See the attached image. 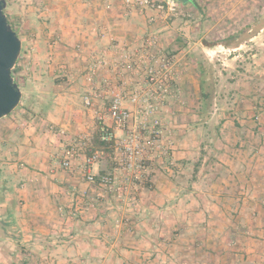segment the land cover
I'll return each mask as SVG.
<instances>
[{
    "label": "rangeland",
    "instance_id": "rangeland-1",
    "mask_svg": "<svg viewBox=\"0 0 264 264\" xmlns=\"http://www.w3.org/2000/svg\"><path fill=\"white\" fill-rule=\"evenodd\" d=\"M5 1L4 13L22 42L12 76L22 91L19 106L29 112L43 104L42 112L45 113L58 99L60 103L69 101L80 108H93L92 104L85 105L78 90L85 84L76 79L73 82L71 74L77 73L84 79L95 59L63 62L54 60L52 54L55 49L60 53L61 45L68 47L73 41L79 43L86 31L91 32L96 27L108 28L118 22H130L137 30L130 32L135 45L128 51L142 52L145 42L156 37V47L149 51L155 50L157 59L168 60V93L153 116L158 124H147L140 131L142 143L147 139L154 141L153 146L144 149L139 161L143 165L141 177L123 169L120 161L114 159L119 156L113 153L110 144L109 150H101L95 144L100 124L97 116L91 118L94 125L74 134L65 127H50L49 131L66 138L54 158L57 170L54 173L66 176L79 171L76 172L79 180L91 183L86 178V170L91 166L85 165L84 157L101 151L98 162L112 166V172L106 174L115 176V184L110 188L99 187L105 194H114L116 212L124 202L128 208H133L125 213H148L156 223L154 229L159 224L162 228L165 226L167 244L173 242L175 232L182 230L186 236L181 243L186 252L195 247H209L215 249L212 257L218 256L219 259H215L220 262L224 258V264H264V0H199L201 9L185 5L181 0H165L168 7L164 11L141 9L134 1L126 0ZM241 30L246 36L238 47L216 44ZM198 60L211 66L208 81L216 79L212 84V104L205 113L208 118L203 120L196 71ZM114 63L118 69L115 75L122 73L126 81L123 84L122 78L114 84L127 92L134 86L140 89L147 86L144 70L155 62L136 59L132 61L134 70L129 71L124 69L122 62ZM159 64L156 62L155 66ZM110 66L111 62L106 61L99 72ZM126 75L136 80H128ZM66 82L68 89L58 95L55 89L65 88ZM109 86L105 84L107 90ZM69 88L73 89L72 93H68ZM132 111L140 114L139 107H132ZM105 112L108 114V106ZM108 124L117 137H124L130 129L117 134L110 119ZM71 147L77 149L78 155L69 168H64L61 165L64 151ZM8 148L0 141V156L6 157ZM202 155L201 166L193 179L195 163ZM9 161L6 159L3 165ZM55 174L37 176L39 182L48 184ZM10 177L6 169L1 168L0 185L5 181L3 183L11 187V191L25 188V175H20V180L16 177L17 181ZM66 195L74 204L67 213L66 227L71 229V223L80 215L81 193L70 191ZM137 200L153 206L145 210L135 208L133 203ZM104 211L101 209V213ZM116 212L111 214L116 215ZM165 219L172 222L168 221L166 226L162 223ZM149 224L147 222L146 226ZM27 253L20 250L9 255L10 259L8 255H5L6 260L0 257V264H9V261L32 264L31 254ZM72 253L66 255V259L78 261L77 251ZM24 256L28 257L25 258L27 263H21ZM103 257L106 264H111L110 256ZM166 258L157 255L149 264H164ZM71 260L67 261L73 263ZM189 261L186 264H191ZM175 262L173 257L165 264Z\"/></svg>",
    "mask_w": 264,
    "mask_h": 264
},
{
    "label": "crops",
    "instance_id": "crops-1",
    "mask_svg": "<svg viewBox=\"0 0 264 264\" xmlns=\"http://www.w3.org/2000/svg\"><path fill=\"white\" fill-rule=\"evenodd\" d=\"M135 30H137L136 26L130 22H118L109 25L108 28L96 27L91 32L86 31L79 43L73 41L74 43H69L68 47L61 45L60 53L56 49L53 51V59L63 62L73 60L90 62L101 57L111 62L110 68L102 70L95 78L92 84L95 89H91L86 84L84 76L71 74L73 82L76 79L77 82L81 81L82 85L85 84L78 90L82 94V99L84 95L91 97L93 108L83 107L87 109L85 111L80 105L77 106L69 101L61 104L58 99L45 113L42 112L43 104H39L38 108L30 109V112L29 109L18 105L19 107L13 112L0 119V141L9 147L6 157L0 156L2 158L0 170L5 168L7 174L15 181H17L16 177L20 180V175H25L27 178V182L24 181L25 188L22 190L11 191V187H6V183H3L5 181L0 185V257H4L5 260L7 259L5 255L10 259L9 255L13 256L21 250L31 254L32 264H74V262L106 264L103 256H110L111 264H149L157 255L161 259L162 255L166 256L165 263L173 257L176 264H186L188 259L191 264L225 263L224 258L221 262L215 259H219L218 256L213 258L212 255L216 254L215 249L209 247H195L190 252H186L185 246L181 243L186 236L182 230L175 232L173 242L167 244L168 232L164 230L165 226L162 228L159 224L154 229L156 223L146 212L132 215L125 213L133 208H128L124 202L116 212L114 205L117 202L114 200V194H105L98 185L81 182L79 174L76 173L79 171L66 176L55 174L57 170L54 158L58 156L59 148L61 144H65L66 138L61 137L57 132L49 131L50 127H65L71 134L78 133L85 131V127L94 125L91 119L94 118L93 116L98 118L102 116L104 123L109 125V118L105 112L109 94L105 82L114 84L121 80L120 75H115L118 69L114 61L120 60L122 50H128L135 45L130 39V32ZM74 46L80 49H74ZM126 76L128 80L131 78L136 80L135 77ZM69 79L71 80L70 77ZM64 89H68L67 82L65 88L59 87L55 91L59 93L58 95H62ZM72 92L73 89L69 88L68 93ZM126 105L132 109L128 102ZM116 133L118 134L119 131ZM6 159L10 161L4 166ZM87 171L103 175L112 172V166L100 161L91 165ZM44 173H52L51 176L54 174L56 176L52 177L53 180L48 184L39 182L40 178L37 175ZM65 191L81 193L80 215L71 223V229L66 227L69 221L67 213L71 212L69 208L74 204L70 203L71 200ZM148 203L137 200L133 206L145 210V207L153 206L152 203L150 205ZM60 208L63 209L62 212L58 211ZM101 209L106 211L101 213ZM110 210L115 211L116 215H112ZM168 221L172 222L165 219L162 223L167 226ZM147 222L152 226L149 224L150 226L147 227ZM125 226H128L127 229ZM76 251L79 254L78 261L66 259V255ZM186 257L188 259H185ZM25 258L28 259L24 256L21 263H27ZM9 264L16 263L9 261Z\"/></svg>",
    "mask_w": 264,
    "mask_h": 264
},
{
    "label": "built area",
    "instance_id": "built-area-1",
    "mask_svg": "<svg viewBox=\"0 0 264 264\" xmlns=\"http://www.w3.org/2000/svg\"><path fill=\"white\" fill-rule=\"evenodd\" d=\"M134 1L135 4L141 8L155 9L164 11L168 6L165 4V0H126ZM156 37L149 38L145 42L144 50L137 52L135 50L128 51L122 50L120 53V62L123 63V67L126 71L133 69L134 60L148 62H158V66L155 63H151L146 66L144 70L145 86L144 89L133 87L131 90L125 92L120 89L116 84H110L108 81L105 82L109 85L107 90L109 94V105L107 116L111 120L114 129L117 131H124L129 129L127 135L124 137H117L115 132L110 129L111 127L104 123L103 117L99 116L100 124L98 126V133L100 140L107 142L112 146L113 153L119 157L114 156L116 161H120L123 165V169L130 171L135 177H141L143 172V165L139 163L141 157L145 152V148H149L154 145V141L147 139L143 143L141 140L140 131L144 129L147 124L153 126L158 124V120L155 119L157 110L163 105L164 98L168 93V80L170 77L168 60L165 58L157 59L155 57V50L149 51L150 48L156 47ZM148 49V50H147ZM149 51V52H148ZM106 60L104 58L95 59L88 67L85 75V82L87 84H93L95 78L100 73L99 70L104 66ZM134 70V69H133ZM121 79L124 77L120 73ZM123 84H126L123 78ZM83 101L85 105L89 106L92 104V99L89 95H84ZM128 102L132 107H139L140 114L136 111H132L127 105ZM152 117V120L150 118ZM150 120V121H149ZM101 151H93L91 154L84 157L85 165L91 166L98 162L101 157ZM78 155L75 147L68 148L64 151V160L61 165L64 168H69ZM86 178L91 183H96L98 186L103 188H110L115 184V176L110 174H98L92 173L86 170Z\"/></svg>",
    "mask_w": 264,
    "mask_h": 264
},
{
    "label": "water",
    "instance_id": "water-1",
    "mask_svg": "<svg viewBox=\"0 0 264 264\" xmlns=\"http://www.w3.org/2000/svg\"><path fill=\"white\" fill-rule=\"evenodd\" d=\"M5 0H0V119L19 105L22 91L12 76V69L21 52L22 42L4 13Z\"/></svg>",
    "mask_w": 264,
    "mask_h": 264
},
{
    "label": "trees",
    "instance_id": "trees-1",
    "mask_svg": "<svg viewBox=\"0 0 264 264\" xmlns=\"http://www.w3.org/2000/svg\"><path fill=\"white\" fill-rule=\"evenodd\" d=\"M185 5L190 4L196 9H201L199 5V0H181ZM4 11V10H3ZM7 17V16H6ZM8 20V18H7ZM9 22V20H8ZM10 23V22H9ZM11 25V23H10ZM12 27V25H11ZM14 30V29H13ZM245 33L244 30L238 31L232 35L227 36L225 39H222L220 41H217L216 44H220L224 47H231L235 48L238 47L245 39ZM206 43H204L205 45ZM196 68L198 72V80H199V95L202 103V107L200 110L201 113V119L208 118V115L205 114L207 112V109L210 107L212 104V96H213V88L212 84L216 82V79L208 81V77L211 78V66L208 65L207 62H202L201 60H198L196 62ZM214 71H212L213 73ZM213 81V82H212ZM95 144L101 148V150H109V143L104 142L100 140L99 135H96L94 138ZM203 160V155L200 156L198 161H196L194 169H193V179L196 178L199 167L201 166V162ZM151 184H148V187H151Z\"/></svg>",
    "mask_w": 264,
    "mask_h": 264
}]
</instances>
